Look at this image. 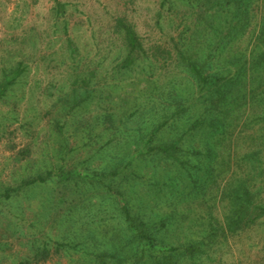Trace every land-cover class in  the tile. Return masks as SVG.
<instances>
[{
	"label": "rangeland",
	"instance_id": "rangeland-1",
	"mask_svg": "<svg viewBox=\"0 0 264 264\" xmlns=\"http://www.w3.org/2000/svg\"><path fill=\"white\" fill-rule=\"evenodd\" d=\"M158 1L0 0V264H25V260L92 264L91 253L107 243L104 231L115 226L118 217L109 190L119 193L125 185L122 158L143 131L140 125L129 127L119 118L121 107L135 101L147 107L153 101L156 110L168 112L174 107L163 106L162 100L173 87L189 85L184 64L173 62L174 58L166 63L149 58L151 62L141 63L138 69L120 66L116 46L121 47V41L111 30L117 17L134 25L147 49H170L174 57V46L186 30L182 24L189 23L180 20L188 7L178 4L170 11L166 5L161 11ZM58 4L64 6L62 10ZM203 45L186 40L182 48L197 51ZM204 48L200 58L208 53ZM98 65L101 73L92 81V93L83 92L84 101L74 106L70 94L76 76L85 73L86 77ZM186 91L189 97L198 93L196 88ZM124 99L130 103L123 106ZM189 113L179 125L161 129L154 143L166 139L188 146L204 143L203 127L195 124L201 112ZM244 114L248 122L263 116ZM224 123V130L235 133L240 121ZM258 128L264 133L263 122H258ZM155 165L147 159L144 168ZM144 168L134 167L135 180L129 186L130 192L144 197V205L149 199L168 206L180 187L191 183L184 171L176 170L172 177L179 187L163 194L148 187L154 180H166L163 166L146 174ZM61 171L73 174L63 178ZM94 171H107V179L102 176L99 182H91ZM44 243L48 253L39 260L35 254L41 253ZM55 243L75 249L54 252ZM234 243L224 262L237 263L242 249L247 251L245 257L249 255L248 264H255L264 256V227L250 230Z\"/></svg>",
	"mask_w": 264,
	"mask_h": 264
},
{
	"label": "trees",
	"instance_id": "trees-1",
	"mask_svg": "<svg viewBox=\"0 0 264 264\" xmlns=\"http://www.w3.org/2000/svg\"><path fill=\"white\" fill-rule=\"evenodd\" d=\"M178 4L188 7L180 20L189 23L182 24L186 30L174 46V57L170 49H147L125 17L115 18L111 27L121 41V47L116 46L121 67L138 69L146 61L166 63L174 58L173 62L184 64L189 85L173 87L172 94L162 100L163 106L174 107L168 112L156 110L153 101L147 107L136 101L121 107L119 118L129 127L140 125L143 131L122 158L125 185L119 193L109 190L118 210L117 222L104 231L107 243L91 253L92 264H226L223 256L235 240L264 227V133L255 129L258 122L264 123V0H159L158 9L162 11L167 5L172 11ZM57 7L62 10L64 6ZM186 40L204 45L190 51L182 48ZM204 47L208 53L200 58ZM100 70L98 65L88 70L86 77L85 73L76 76L70 94L74 106L84 101V93H92V81L100 76ZM189 87L198 93L193 96L191 92L189 97L185 94ZM127 103V99L122 101L123 106ZM188 111L191 116L201 112L195 124L203 127L204 143L188 146L167 139L154 143L161 129L179 125ZM246 111L263 116L248 122ZM236 119L240 123L235 133L224 130V122ZM246 140L250 143L242 142ZM147 159L156 165L144 168ZM137 165L145 174L150 168L163 166L167 173L163 183L154 180L151 186L142 185L155 187L160 193L179 187L172 177L176 170L184 171L191 183L181 186L176 200L168 206L149 199L144 205V197L129 189ZM71 174L60 172L63 178ZM102 176L107 179V171H94L91 182H99ZM43 245L35 258L47 255L48 244ZM66 247L75 249L55 243L53 250ZM246 252L239 250L238 261L232 264H248ZM25 264L31 262L25 260ZM255 264H264V256Z\"/></svg>",
	"mask_w": 264,
	"mask_h": 264
}]
</instances>
